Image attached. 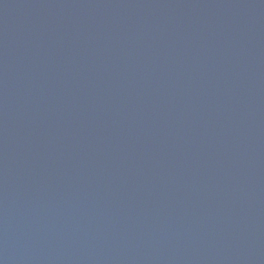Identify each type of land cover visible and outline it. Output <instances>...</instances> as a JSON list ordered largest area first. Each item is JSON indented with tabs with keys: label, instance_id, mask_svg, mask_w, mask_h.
Here are the masks:
<instances>
[{
	"label": "water",
	"instance_id": "obj_1",
	"mask_svg": "<svg viewBox=\"0 0 264 264\" xmlns=\"http://www.w3.org/2000/svg\"><path fill=\"white\" fill-rule=\"evenodd\" d=\"M0 264H264V0H0Z\"/></svg>",
	"mask_w": 264,
	"mask_h": 264
}]
</instances>
